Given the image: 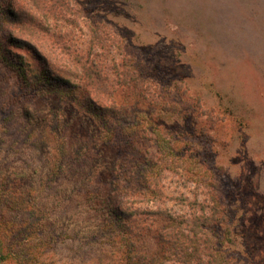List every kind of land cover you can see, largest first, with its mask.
Wrapping results in <instances>:
<instances>
[{
  "label": "rangeland",
  "instance_id": "obj_1",
  "mask_svg": "<svg viewBox=\"0 0 264 264\" xmlns=\"http://www.w3.org/2000/svg\"><path fill=\"white\" fill-rule=\"evenodd\" d=\"M56 1L45 17L31 0H0L2 44L18 33L16 9L60 66L77 54L115 80L126 57L142 85L118 88L119 111L92 118L45 86L35 95L0 59V215L14 226H0V254L15 246L0 264H138L130 240L157 249L145 212H200L195 199L220 218L205 226V264H264V0Z\"/></svg>",
  "mask_w": 264,
  "mask_h": 264
},
{
  "label": "trees",
  "instance_id": "obj_2",
  "mask_svg": "<svg viewBox=\"0 0 264 264\" xmlns=\"http://www.w3.org/2000/svg\"><path fill=\"white\" fill-rule=\"evenodd\" d=\"M31 1V9L42 13L45 17L48 16V13L57 14V12L61 11L56 6V0L53 3L48 2V0ZM19 12L16 9L13 12V15L21 21V24L17 21L18 25L14 29L21 34H15L13 31L9 32L5 40H3L9 47L4 46V42L2 44V40H0V59L18 70L22 81L27 87H34L35 92L37 90V94L34 92L35 95H38V91L41 89L40 86H45L52 93L53 98L56 97L59 108L62 109L63 105L72 106L74 99H77L78 102L75 101L78 103L76 107L80 103L84 107L83 112L86 115L92 116V118L95 116L106 118L110 114L118 112L120 107L123 106L114 99V93L118 88L126 86L141 88L142 84L140 81L142 78L137 73L135 74L134 70H130L126 57H123L120 61L114 60L113 62V66L116 64L118 69V75L115 80L109 79L104 71L96 67L95 63L89 59L82 60L77 54L71 55L67 53L64 57L60 55V57L73 62L75 65L74 69L70 70L60 66L56 62L59 56L55 54L52 47L49 48L45 38L39 34L40 24L32 20L31 17L29 20L23 21L22 11ZM13 48L28 49L32 54L36 55L37 59L42 63V67L34 66L29 61H25L21 54L12 53ZM16 56L18 59L15 58ZM51 58L54 59L53 62L50 60ZM76 90L79 92H76ZM27 110H30L28 106ZM143 195H145V192H143ZM194 202L199 204L200 212L194 209L189 213L176 215V213L174 214L167 208L145 212L154 219L146 224L147 227L142 226L141 229L146 230L147 234L149 231L152 232L151 238L155 241L157 249L155 253H146L147 255H145L141 250L138 249L139 251H137L136 242L130 240L128 252L131 258L136 259L138 264L141 263V260L147 261L143 263L153 264L155 263L153 261L157 259L161 261L173 260L178 264H205L202 261L204 253L211 257L213 256L211 244L209 243L212 238L208 235L209 232L205 226L218 221L220 218L215 214L217 209L214 205L210 207L211 213H209V210H205V207L208 206L207 204L199 203L196 199ZM120 203L118 202L117 206L113 204V210L118 216L121 226H123L127 235L130 236L135 230L129 222L132 217H130L131 212L128 207L125 205L121 206ZM153 224H155L154 228H152ZM0 226L9 229L14 227L12 222L5 221L1 218V215ZM11 247L13 246L9 243L7 245L8 251L6 253L3 252L4 255L0 254L1 260L12 257Z\"/></svg>",
  "mask_w": 264,
  "mask_h": 264
}]
</instances>
